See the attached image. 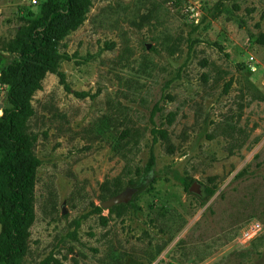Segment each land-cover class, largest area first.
I'll use <instances>...</instances> for the list:
<instances>
[{
	"label": "rangeland",
	"instance_id": "1",
	"mask_svg": "<svg viewBox=\"0 0 264 264\" xmlns=\"http://www.w3.org/2000/svg\"><path fill=\"white\" fill-rule=\"evenodd\" d=\"M62 3L0 0L3 108L32 107L39 159L18 263L264 264V0ZM41 23L61 57L20 65Z\"/></svg>",
	"mask_w": 264,
	"mask_h": 264
},
{
	"label": "trees",
	"instance_id": "2",
	"mask_svg": "<svg viewBox=\"0 0 264 264\" xmlns=\"http://www.w3.org/2000/svg\"><path fill=\"white\" fill-rule=\"evenodd\" d=\"M62 7L69 13L77 14L73 0H63ZM57 16L55 13L51 19ZM41 24L42 26L39 25L35 30L29 29L27 34L31 42L21 45L20 65L37 60L44 65L56 67L61 55L48 47L49 37L46 27L49 23ZM14 90L15 87H12L10 93L14 99V105L3 108V114L0 116V150L8 148V152L0 159V174L5 179L4 188L0 189V262L6 264H19V258L28 249L30 236L28 228L33 219L34 173L39 163V159L32 150L35 136L29 132L27 123L32 114V107L17 97ZM153 132L157 131L154 129ZM22 155L27 157V163L25 170L18 177L15 162ZM153 161L154 156L151 154L150 160L144 167L145 174H149ZM97 209L101 210V207ZM39 264H61V261L50 255L43 258Z\"/></svg>",
	"mask_w": 264,
	"mask_h": 264
},
{
	"label": "water",
	"instance_id": "3",
	"mask_svg": "<svg viewBox=\"0 0 264 264\" xmlns=\"http://www.w3.org/2000/svg\"><path fill=\"white\" fill-rule=\"evenodd\" d=\"M147 48L150 47V44L146 45ZM3 99L1 98V90H0V113H2V108H3ZM190 190L198 192L199 191V186L198 183L195 181L191 186ZM137 192V188L133 185H127L123 190L120 192L110 196L109 198L105 199L104 201L101 202V206L103 208H110L114 205L117 204H122V203H128L132 200L134 194ZM63 212H66V209L63 208Z\"/></svg>",
	"mask_w": 264,
	"mask_h": 264
}]
</instances>
